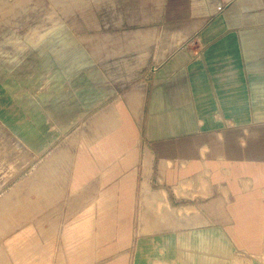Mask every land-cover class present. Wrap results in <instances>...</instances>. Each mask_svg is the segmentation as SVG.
Returning <instances> with one entry per match:
<instances>
[{
	"label": "crops",
	"instance_id": "crops-1",
	"mask_svg": "<svg viewBox=\"0 0 264 264\" xmlns=\"http://www.w3.org/2000/svg\"><path fill=\"white\" fill-rule=\"evenodd\" d=\"M181 12L182 47L77 146L68 181L49 166L50 181L17 183L0 264H134L142 239L170 264H264V0H187ZM157 174L177 226L152 219L141 234L143 184ZM42 187L47 197L31 194Z\"/></svg>",
	"mask_w": 264,
	"mask_h": 264
},
{
	"label": "rangeland",
	"instance_id": "rangeland-1",
	"mask_svg": "<svg viewBox=\"0 0 264 264\" xmlns=\"http://www.w3.org/2000/svg\"><path fill=\"white\" fill-rule=\"evenodd\" d=\"M186 1L0 0V221L19 210L11 204L18 182L50 181L49 166H61L68 181L77 146L100 136L114 104L182 47L186 31L176 20L186 16ZM151 176L141 192V234L152 232V219L163 229L177 226L164 178ZM43 190L50 191L30 192L47 197ZM175 193L183 203L189 197ZM141 243L150 244V253L141 252ZM158 247L140 240L134 264H170Z\"/></svg>",
	"mask_w": 264,
	"mask_h": 264
},
{
	"label": "bare ground",
	"instance_id": "bare-ground-1",
	"mask_svg": "<svg viewBox=\"0 0 264 264\" xmlns=\"http://www.w3.org/2000/svg\"><path fill=\"white\" fill-rule=\"evenodd\" d=\"M49 1H50V0H49ZM43 6H44V5H43ZM59 14H60V13H59ZM20 37H21V36H20ZM143 219H144V217H143ZM149 245H150V244H147V243H141V245H140V246H141V252H145V251L148 250L149 253H150V250H151V249H149V248H150ZM152 246H153V245H152ZM148 247H149V248H148ZM153 247H154V246H153ZM148 251H147V252H148ZM144 255H145V254H144ZM156 264H162V262H161V261H157Z\"/></svg>",
	"mask_w": 264,
	"mask_h": 264
}]
</instances>
